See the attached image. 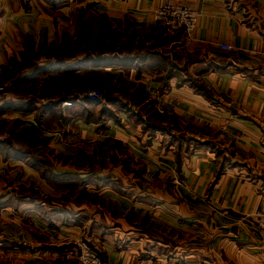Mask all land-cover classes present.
<instances>
[{
	"label": "crops",
	"instance_id": "1",
	"mask_svg": "<svg viewBox=\"0 0 264 264\" xmlns=\"http://www.w3.org/2000/svg\"><path fill=\"white\" fill-rule=\"evenodd\" d=\"M166 1L199 11L189 35L152 29V12ZM86 14L104 17L113 30L144 45L140 55L118 60H78L77 74L111 77L108 102L101 101L92 120L85 115L89 106H82L72 120L76 130L64 136L82 143L59 142V132L52 137L45 131L55 153L72 162L51 169L50 178L63 185L76 181L99 193V202L40 205L32 185L37 200L14 198V208L29 207L40 226L84 220L69 233L91 242L105 264H264V239L253 215L264 208V0H0V86L6 74L18 75L25 53L31 58L40 45L60 44ZM61 61L70 71L73 60ZM33 72L26 74L31 80L38 75ZM13 87L0 88V120L9 115L11 123L30 127L37 111L47 127L55 107L44 102L37 110L34 102L27 108L31 94ZM102 109L109 117H101ZM2 132L8 130L1 128L0 141L6 139ZM29 165L31 178L45 183L43 172ZM25 167V160L0 152L3 207L23 181L17 169ZM6 173L10 190L1 187ZM45 184L53 197L56 191ZM1 237L0 248L9 245ZM55 249L60 255L65 250Z\"/></svg>",
	"mask_w": 264,
	"mask_h": 264
},
{
	"label": "rangeland",
	"instance_id": "2",
	"mask_svg": "<svg viewBox=\"0 0 264 264\" xmlns=\"http://www.w3.org/2000/svg\"><path fill=\"white\" fill-rule=\"evenodd\" d=\"M85 19V22H83L80 17L76 31L72 35L64 34L60 44L53 43L49 47L40 45L36 52L31 54V58L29 56L30 51L25 53L26 56H23L22 61L26 60V64H23V66L16 71L18 75L9 77L10 75L6 74L1 80L4 81L5 86H0V88L10 90L13 86H16V88L22 86L20 88L22 94H31V97L26 96L27 99L25 98V107H32L33 109L34 102L37 103V110L41 108L44 102H46L48 107L52 104L53 107H55L53 112H50V122L47 127L40 123L41 117L40 113L37 111L34 114H36V116L39 115V118L35 116L34 120L36 124L30 127H26L27 123L18 119L11 123L12 119H8L10 118L9 115H7L4 121L0 120V127L2 126V130L5 132L8 130L4 135L2 132L1 136H5V140L11 145L10 147L13 148L14 146L21 154H25L28 157L31 156V159L29 158L28 160L33 163L34 167H37V171L43 172V179L56 191V194L52 191H50V193L53 194V197L45 194V191L48 190L45 184L46 182L42 183L39 179L40 177L31 178L32 173H30L31 166L29 164L26 163L28 168L25 167L24 170L17 169L19 178L23 175V181L20 185H16L15 191L11 190L12 194L10 193L9 195L10 200L8 206L3 207L2 205H4V203L0 205V236L9 244L0 248V264H77L78 255L80 254L81 248L84 246L94 250L98 254L95 249L91 248V242L81 241V238L77 237L78 235L69 233L74 232L71 230L72 228H81L84 220L67 218L65 221H61L59 227L50 224L40 226L36 225L34 221H31L29 215L33 211H31L29 207L25 208L23 206L19 210L14 208L13 203L14 198L24 203L32 199L37 200L31 195L32 185L34 187L36 185L37 187L38 199L40 200H37V202H39L40 205L47 203V201L65 202L77 206H81L82 204L87 205L89 203L96 204L99 202V193H94L92 190L84 191L82 186L76 181H70V184L63 185L58 180H52L50 178L49 172L51 169L61 171L67 168V164H69L68 166L71 168L72 162L68 163V160L55 153V150L50 147L49 140L52 138L47 136L48 134L46 132H54L52 137H56L58 134L57 132H59V142L63 139L67 143H72L75 146L79 142L82 143L80 140H76L78 138H74L73 136L72 139H70L71 136H68L71 141L66 140L64 136L72 135L74 130H76V123L72 120L75 119L79 113L87 109L89 113L85 115L87 119L92 120V113L98 110L101 101L108 102L110 96L108 85L111 83V77L107 74H93L88 72H81L82 74L80 75L77 74L79 70L76 69L82 66L70 68V71H68L65 70L64 67L54 68L52 65H45V62L51 60H73L72 62H77L78 60H84L86 62L90 60H118L119 56L125 58L126 55L130 56L136 52L140 55L142 52L141 49H143L142 46L144 45L141 39H132L130 41L129 36L126 34H121L113 30L108 20L104 17L86 14ZM33 60L37 61L35 62L37 66ZM31 68L33 71H39L38 75H36L37 77H33L32 80L26 75L28 71L30 72ZM16 72L14 70L15 74ZM21 74L24 76L18 81L17 78ZM118 82H120V80H118ZM6 90L4 91L6 92ZM15 90H19V88L13 89V91ZM89 92L98 94L99 98H89L86 96ZM82 99H86L88 102L90 101L93 103L87 104L85 101H82ZM63 102L69 104L62 105ZM82 106L89 107H85L84 109ZM101 113L103 114L101 117H109L103 109ZM59 115L60 117L57 119ZM3 127L6 128L4 129ZM12 137L14 141L11 140ZM17 140H19V142ZM83 147L84 146L81 148ZM88 148L89 152L93 151L91 146H88ZM76 153L77 155L79 154L77 151L74 154L76 155ZM74 162L75 164H79L77 160H74ZM6 175L7 177H3L5 185L1 187H7L6 190H10V188L12 189L13 182L8 178L9 174L6 173ZM2 193L3 192H0V202L2 201V197H4ZM119 195L128 199L131 198V194L129 193ZM45 211L46 209H42L40 212ZM41 220L47 223L44 216ZM59 228H61L63 232L60 231ZM36 242L43 245V248L39 250V244H35ZM61 245L65 250L64 253L60 255V253L56 251L58 249L55 248ZM54 246L56 247L53 248Z\"/></svg>",
	"mask_w": 264,
	"mask_h": 264
},
{
	"label": "built area",
	"instance_id": "3",
	"mask_svg": "<svg viewBox=\"0 0 264 264\" xmlns=\"http://www.w3.org/2000/svg\"><path fill=\"white\" fill-rule=\"evenodd\" d=\"M199 11L189 5H177L171 1H166L154 8L151 14L152 29L164 34L172 35L176 32H184L187 35L195 26ZM227 50V46H220ZM89 98H99L98 94L89 92L86 94ZM69 103L63 102L62 105ZM255 225L261 231L264 239V208H258L253 212ZM77 264H104L100 256L92 249L83 247L78 255Z\"/></svg>",
	"mask_w": 264,
	"mask_h": 264
},
{
	"label": "trees",
	"instance_id": "4",
	"mask_svg": "<svg viewBox=\"0 0 264 264\" xmlns=\"http://www.w3.org/2000/svg\"><path fill=\"white\" fill-rule=\"evenodd\" d=\"M49 64H51L50 62L49 63H46V65H49ZM37 66V65H36ZM79 66V63H78V61L77 62H72V64H70V65H68V67L69 68H76V67H78ZM52 67H54V68H58V67H66V66H63V63H62V61L61 60H56L55 61V63L52 65ZM39 69V68H38ZM38 70H34V74H38ZM82 101H85V103H87V104H92L93 102H88V100H86V99H82ZM84 103V104H85ZM50 106H53V104L52 105H50ZM40 110V109H39ZM40 113V112H39ZM11 145L10 144H8L7 143V141L6 140H4V141H0V152H4V155L6 156V157H19V158H21V159H23V160H25L26 161V163H29V164H33V163H31L30 162V160H28L29 158L31 159V156H26L25 154H21V152H18L17 151V149L15 150L14 148H12V147H10ZM22 155V156H21Z\"/></svg>",
	"mask_w": 264,
	"mask_h": 264
}]
</instances>
